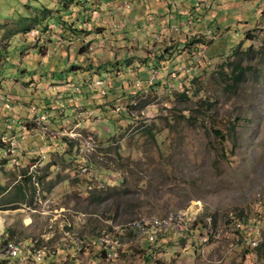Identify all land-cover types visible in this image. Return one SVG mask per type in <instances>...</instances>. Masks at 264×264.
Wrapping results in <instances>:
<instances>
[{
	"label": "rangeland",
	"instance_id": "1",
	"mask_svg": "<svg viewBox=\"0 0 264 264\" xmlns=\"http://www.w3.org/2000/svg\"><path fill=\"white\" fill-rule=\"evenodd\" d=\"M0 89V264H264V0H0Z\"/></svg>",
	"mask_w": 264,
	"mask_h": 264
},
{
	"label": "built area",
	"instance_id": "2",
	"mask_svg": "<svg viewBox=\"0 0 264 264\" xmlns=\"http://www.w3.org/2000/svg\"><path fill=\"white\" fill-rule=\"evenodd\" d=\"M200 1V0H199ZM206 1V0H202ZM208 5V2L207 4ZM190 66L183 67L181 65L175 66L173 68V72L171 77H174L173 75L176 73L178 77L181 75L180 71H189ZM155 70V69H154ZM153 72V70H152ZM171 72V70H170ZM170 72L169 77H170ZM151 79H149L150 81ZM111 83V80L106 76H98L94 80H92L91 87L96 89L100 94H105V87L107 88ZM136 84H139V80L136 81ZM0 100L3 101V104L5 107L10 108L12 105L10 104L11 96H8L7 94L3 93L0 89ZM29 111L34 113L33 118L38 119L44 117V115L40 112H36V106L35 105H28ZM32 118V119H33ZM7 125L11 126L10 123H7ZM16 132L8 134V133H2L0 136V145H6L8 146V149H12L17 142V137L24 138L25 134L22 132L23 129H26L24 123L20 122L15 126ZM5 145V146H6ZM1 149V148H0ZM171 220H173V224L179 228L182 227L181 222V215L173 216L172 214L169 216ZM229 221L233 222L234 226L238 227L240 226V221L233 219L232 215L228 216ZM165 220L164 218H159L158 216H150V217H142L136 220H133L132 224L134 227H137L143 234H145L148 238V240L151 242L154 240L156 235L161 232L165 228ZM208 222H212L213 218L212 216L207 217ZM212 229L210 228L207 232H211ZM207 238L205 237L204 240ZM248 242L251 245H257L258 241L254 237L247 238ZM99 240V239H98ZM101 240V241H100ZM100 242L105 241V237L101 236ZM109 254V252H108ZM44 256V249L41 247H32L28 245L23 240H20L18 238L16 239H5L2 243H0V258H14L19 261H27L29 259H32L33 261H41Z\"/></svg>",
	"mask_w": 264,
	"mask_h": 264
},
{
	"label": "trees",
	"instance_id": "3",
	"mask_svg": "<svg viewBox=\"0 0 264 264\" xmlns=\"http://www.w3.org/2000/svg\"><path fill=\"white\" fill-rule=\"evenodd\" d=\"M192 40H193V42L196 41L193 38L190 39V41H192ZM211 42H212V40L209 41V43H211ZM249 49H250V47L247 50H249ZM234 50H236V48ZM229 63L232 64V68L230 69V72L232 73V77H231V80H232L231 82L232 83H230V84L233 85V84L236 83V80H238L240 78V75L244 72V69H246L248 66L242 65V64H240V62H238L236 60H232ZM173 65H174V63L171 64V67ZM175 66H177V65H175ZM169 72H170V70L167 72V74ZM195 77L196 76H194L193 78L195 79ZM194 79H191V83L193 85L195 83L194 82L195 81ZM192 84H190L189 86H187L186 91L181 92V95L182 96L187 95V90L189 92V91H193V90L196 89V88L193 89ZM234 124L235 123L232 122L231 126H233ZM233 127H235V125ZM146 129L148 130L149 128H146ZM21 187H22L21 184H18V186H17V188H18L17 189V192L21 193V197H23L24 196V192H22V191L20 192ZM3 191H6V186H4L3 184L0 183V192H3ZM125 193H126V189L124 187L116 186V185L106 186V187H93L91 190H89L90 197L91 198H94V199H96L98 201L107 199V198L112 197V196H121V195H123ZM13 198H15L16 200H18V196L17 195H14ZM12 201H14V199H9L6 202H12ZM0 207H2V206H0ZM12 207H15V206H12ZM102 253H103V250H102Z\"/></svg>",
	"mask_w": 264,
	"mask_h": 264
},
{
	"label": "bare ground",
	"instance_id": "4",
	"mask_svg": "<svg viewBox=\"0 0 264 264\" xmlns=\"http://www.w3.org/2000/svg\"><path fill=\"white\" fill-rule=\"evenodd\" d=\"M2 220H3V219L0 218V227H1V225H3V224H2ZM0 231H1V230H0Z\"/></svg>",
	"mask_w": 264,
	"mask_h": 264
},
{
	"label": "crops",
	"instance_id": "5",
	"mask_svg": "<svg viewBox=\"0 0 264 264\" xmlns=\"http://www.w3.org/2000/svg\"><path fill=\"white\" fill-rule=\"evenodd\" d=\"M3 106L5 107V105L3 104ZM12 107V106H11ZM30 119V118H29ZM24 123V122H23Z\"/></svg>",
	"mask_w": 264,
	"mask_h": 264
}]
</instances>
